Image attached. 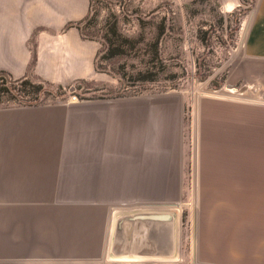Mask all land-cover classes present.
<instances>
[{"label":"crops","instance_id":"crops-1","mask_svg":"<svg viewBox=\"0 0 264 264\" xmlns=\"http://www.w3.org/2000/svg\"><path fill=\"white\" fill-rule=\"evenodd\" d=\"M88 16L89 0H0V73L57 89L99 81V43L71 27ZM250 24L244 55L264 62V0ZM180 106L169 95L0 106V227L59 226L52 220L63 202L105 220L101 253L78 256L74 245L62 251L64 242L48 232L38 264L112 259L115 216L134 210L75 196L183 194L182 99ZM196 112L198 263L264 264V102L202 97Z\"/></svg>","mask_w":264,"mask_h":264},{"label":"rangeland","instance_id":"rangeland-1","mask_svg":"<svg viewBox=\"0 0 264 264\" xmlns=\"http://www.w3.org/2000/svg\"><path fill=\"white\" fill-rule=\"evenodd\" d=\"M258 3L259 0H100L81 24L82 36L98 42L101 51L104 27L116 19L121 33L127 39L136 41L141 51L101 62V67L106 68V71L99 72V81L75 85L71 91L69 88L58 90L45 86V93L41 92L37 100L22 96L17 100L4 99L0 104L1 107L21 106L23 103L36 106L87 100L156 99L169 95L177 98L180 108L182 99V140L188 159L187 188L183 194L75 196L76 200L91 201L88 203L100 199L109 207L134 211L169 210L176 214L175 251L171 259H140L139 262L123 264H199L196 235L198 210H195L197 196L192 188L191 163L194 150L193 105L197 94L223 98L228 94L226 89H235L237 94L246 93L235 100L264 102V62L250 61L244 55V48L240 50L243 32L247 26L250 28ZM164 16L167 18V30L158 47L162 59L157 69L159 73L157 76L152 73L151 78L156 81L141 82L139 72L146 70L147 61L141 53L150 51V45L158 33L156 18ZM101 55L98 53V57ZM118 73L120 76L125 75L126 79H120ZM216 92L222 97H218ZM61 203L60 210L54 212L57 217L52 220L59 226L0 227V264H38L35 255L41 246L39 241L48 232L64 242L60 244L62 251L70 252L74 245L78 256L97 250L101 253L106 236L105 220L93 213L84 216L82 208L70 210L67 204ZM174 205L180 206V210L172 207ZM35 222L39 223L35 219L29 220V223ZM8 238V243H5L4 239ZM67 241H75V244H67ZM174 260L176 262H164ZM107 262L99 264H117Z\"/></svg>","mask_w":264,"mask_h":264},{"label":"water","instance_id":"water-1","mask_svg":"<svg viewBox=\"0 0 264 264\" xmlns=\"http://www.w3.org/2000/svg\"><path fill=\"white\" fill-rule=\"evenodd\" d=\"M175 222L176 214L169 210L118 213L113 224L111 258L171 259L175 251Z\"/></svg>","mask_w":264,"mask_h":264},{"label":"trees","instance_id":"trees-1","mask_svg":"<svg viewBox=\"0 0 264 264\" xmlns=\"http://www.w3.org/2000/svg\"><path fill=\"white\" fill-rule=\"evenodd\" d=\"M98 2H100V0H89V12H91ZM155 26L158 30V33L154 42L150 45V51L146 50L141 53L142 56L146 57L147 59L145 62L146 70H144L142 73L139 72V76H142V78H140L141 82L156 81L151 78L152 73L157 76L159 73L157 70L158 66L162 64L158 47L161 38L164 37L167 30L166 16L163 18H156ZM71 27H77L80 30V24H72ZM102 39L103 43L101 44V51L98 52L100 54L102 53V55L100 57L97 55V60L95 62V70L97 73H104L106 71V68L101 67V62L124 58L130 52H137L138 50L141 51L140 48H137L136 41L127 39L121 33L119 22L116 19L114 22H108L105 25ZM112 67L113 66H110V69H113ZM155 69L157 71H154ZM118 75L120 79H126L125 75L120 76L119 73ZM45 86L46 85L42 83H33L29 79L13 80L7 74L0 73V104L4 102V99L6 101L17 100V98L22 96H28L33 100H37L41 92L45 93ZM58 90H61V88H58Z\"/></svg>","mask_w":264,"mask_h":264},{"label":"bare ground","instance_id":"bare-ground-1","mask_svg":"<svg viewBox=\"0 0 264 264\" xmlns=\"http://www.w3.org/2000/svg\"><path fill=\"white\" fill-rule=\"evenodd\" d=\"M248 26L245 28V30H244V32H243V39H242V44H241V47H240V50H243V48H244V42H245V37H246V35H247V32H248ZM242 52V51H241ZM200 91V90H199ZM202 91V90H201ZM228 94H227V96H223V98L224 97H226V98H232V99H238L239 97H243V96H245L246 95V93L244 92V93H241V92H238V94L236 93V90L235 89H226L225 90ZM207 93H209V92H207ZM213 92H211L210 94H212ZM217 93V92H216ZM197 94V93H196ZM214 94H215V92H214ZM219 93H217V96L218 97H222V95L221 94H219ZM198 96H196V99H195V101H194V105H193V107H194V112L196 113V116H197V110H198V103H199V98H200V96H202L203 97V95H205L204 93H200V94H197ZM256 95H257V93H256ZM209 96V95H208ZM215 98H217L216 96H215ZM244 99V98H243ZM249 99V98H248ZM251 99H253V98H251ZM256 99H258V98H256ZM260 100H261V98H260ZM248 101V100H247ZM246 102V101H245ZM172 207H174L176 210H180V206H178V205H174V206H172ZM139 208V207H138ZM195 210H197V207L195 208ZM110 230H111V228H110ZM193 252H195V243H194V250H193ZM108 262H113V263H133V262H139V261H141V260H135V259H128V258H114V259H108L107 260ZM142 261H144V260H142ZM107 262V263H108ZM164 262H176V260H174V261H164Z\"/></svg>","mask_w":264,"mask_h":264},{"label":"built area","instance_id":"built-area-1","mask_svg":"<svg viewBox=\"0 0 264 264\" xmlns=\"http://www.w3.org/2000/svg\"><path fill=\"white\" fill-rule=\"evenodd\" d=\"M72 99H73V100H76L75 97H72ZM20 103H21V102H20ZM29 105H30V104H27V105H26V103H23V105H21V106H29Z\"/></svg>","mask_w":264,"mask_h":264}]
</instances>
